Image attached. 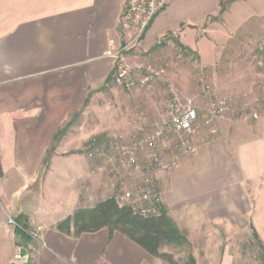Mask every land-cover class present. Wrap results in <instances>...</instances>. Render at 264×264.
I'll use <instances>...</instances> for the list:
<instances>
[{"label":"crops","instance_id":"obj_1","mask_svg":"<svg viewBox=\"0 0 264 264\" xmlns=\"http://www.w3.org/2000/svg\"><path fill=\"white\" fill-rule=\"evenodd\" d=\"M221 1L171 0L125 53L128 64L168 63L167 81L200 111L195 153L157 174L161 207L186 242L160 252L178 263L236 264L253 232L264 247V127L234 115L206 125L199 79L179 71L204 72L215 99L238 112L254 106L248 66L224 46L239 35L261 41L264 0H234L220 14ZM126 3L0 0V264H169L108 228L80 236L57 228L117 191L87 158L89 141H127L163 117L149 89L111 82L106 51L124 45ZM179 52L194 63L170 62ZM9 219L41 228L39 240L17 237ZM22 251L28 263L17 260Z\"/></svg>","mask_w":264,"mask_h":264},{"label":"built area","instance_id":"obj_2","mask_svg":"<svg viewBox=\"0 0 264 264\" xmlns=\"http://www.w3.org/2000/svg\"><path fill=\"white\" fill-rule=\"evenodd\" d=\"M171 0H127L120 19L124 45L115 50L112 43L106 51L111 60V82L125 91L148 89L154 84L168 83L167 99L163 106V117L151 125L147 134H133L127 141L121 136L113 137L106 145L91 139L85 148L87 158L98 162L95 171L110 179L117 189L112 196L119 207H129L143 218L159 214L162 199L158 190V172H168L179 156L192 155L194 128L198 119L197 107L192 99L180 96L175 87L166 79L163 68L149 63L128 64L125 53L141 44V39L155 16ZM257 82L252 91L254 106L241 114L247 121L260 123L264 127V44L253 54ZM203 94L211 102L206 111L205 123L233 115L234 108L228 100H216L211 87L203 85ZM172 152V160L165 161ZM136 177L139 182H135ZM9 224L19 228L32 240H39L41 228H24L9 219ZM19 262L28 263L27 256L17 255Z\"/></svg>","mask_w":264,"mask_h":264},{"label":"trees","instance_id":"obj_3","mask_svg":"<svg viewBox=\"0 0 264 264\" xmlns=\"http://www.w3.org/2000/svg\"><path fill=\"white\" fill-rule=\"evenodd\" d=\"M233 1L222 0L219 13L222 14L226 10V6ZM17 224L23 225L24 228L28 227L25 223ZM57 228L64 233L72 232L74 236L94 233L103 228H108L111 232L117 231L123 234L151 256L160 258L169 264H195L194 259L190 256L185 261L178 263L173 261L170 255L160 252L163 245L182 247L186 244L185 239L162 207H160L158 215L143 218L134 213L129 207H119L114 198L111 197L98 202L93 208L74 211ZM15 234L19 238L27 237L19 228H15ZM252 238L258 250L262 252L260 260L264 264V247L260 244L254 232Z\"/></svg>","mask_w":264,"mask_h":264},{"label":"rangeland","instance_id":"obj_4","mask_svg":"<svg viewBox=\"0 0 264 264\" xmlns=\"http://www.w3.org/2000/svg\"><path fill=\"white\" fill-rule=\"evenodd\" d=\"M210 20H211L210 22H218L220 20V14H218L216 17H214ZM255 38L256 37H253V38H251L252 39L251 40L248 37H244V36L239 35V36L234 37L230 44L224 46V49H227V51H229V53H232V54H234V56H237V59L240 61L238 63H244L246 65V67L248 66L247 71L251 76L250 80L252 82H250V87H249L250 90H249V92H247V96L250 97V99L252 101L255 98V95H254V93H252V91H254L255 84L257 82L256 70L254 68L255 63H254V60L252 57H253V54L255 53L257 47L260 44H264V36L260 37L261 41H259V42L255 41ZM170 62L174 63L175 65H177V63H179L178 65H182L183 63H194V61H192V59H190V57H187V55L184 52H179V54H177L175 56V58L173 57ZM146 63H149V64H151L157 68L158 67L163 68L165 70V72L168 70V63H153V62H146ZM169 67H172V66L169 65ZM174 70H177V69H174ZM192 70L193 69H191L187 66L184 67L183 69H181V68L179 69L180 72L181 71L183 72L182 74L186 75V78L190 77L192 75L198 77L199 80L197 81L196 85L198 87L200 96L205 98V100L207 102L206 108H208L209 103L211 102V98H209L210 97L209 95H204L203 91H202L204 84H207L210 86V84H208V82H207L206 74L204 72H202L201 75H199L198 73H195V72L193 73ZM236 70H238V69H236ZM166 75H167V73H166ZM167 85H168V83L158 82V83L154 84L152 87L148 88L152 92V95L155 99L159 98L158 99L159 101L158 102L156 101V104L160 105L161 110H162L164 103L167 99ZM119 89L122 90L121 88H119ZM148 89H142V90H148ZM211 90H212V88H211ZM161 97H162V99H161ZM160 101H162V102H160ZM232 106H233L234 112H235L233 115L238 119L247 121L241 117V114L243 113V111L238 112L235 109L236 108L235 105L232 104ZM196 107H197V105H196ZM250 109L251 108H248L246 111H248ZM197 113H198V115L200 114V111H198V108H197ZM153 122H156V120ZM248 122H252V121H248ZM135 182H137V183L139 182V179L137 177H136ZM261 253L262 252L260 250H258L255 243L250 239L249 243L244 244L242 258L240 260H238L236 262V264H262L261 260H260Z\"/></svg>","mask_w":264,"mask_h":264},{"label":"water","instance_id":"obj_5","mask_svg":"<svg viewBox=\"0 0 264 264\" xmlns=\"http://www.w3.org/2000/svg\"><path fill=\"white\" fill-rule=\"evenodd\" d=\"M24 255H25V252L22 251V252H21V256H24ZM12 264H13V263H12Z\"/></svg>","mask_w":264,"mask_h":264}]
</instances>
